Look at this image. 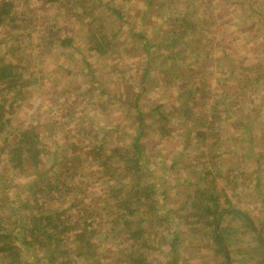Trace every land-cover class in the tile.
Masks as SVG:
<instances>
[{
  "label": "rangeland",
  "instance_id": "1",
  "mask_svg": "<svg viewBox=\"0 0 264 264\" xmlns=\"http://www.w3.org/2000/svg\"><path fill=\"white\" fill-rule=\"evenodd\" d=\"M2 1L6 0H0V3ZM9 1L13 4L10 12L18 15V18L26 14L38 18L48 15L49 25H53V29L58 30L59 34L75 38V46L64 48L54 46L52 51L47 52L42 34L33 30V27L42 22L38 19L32 23V27L21 40L15 41L16 46L20 44L17 48L22 47L17 52L20 60L24 65H29L27 72L33 78L29 89H26L25 95L19 102L22 103L20 108L17 106L20 109L17 110V119L21 121L20 126H22L37 124L38 119L40 121L48 114L52 116H47L46 121H52V127L56 125L52 130V137L55 139L52 141L45 139L49 151L45 155L42 169L47 170L54 163L57 165L54 169L60 170L61 164L65 161L64 156H70L73 150L58 152L56 150L63 146L62 142L65 138H68L67 142L70 143L78 141V136L69 124L71 118L76 119L71 116L72 112L66 114V105H60L59 101L53 103L59 97V91L65 89L67 96L70 97L72 94L79 95L76 85L80 84L82 87L93 85V77H98L106 88L114 86L127 92L134 91L139 88L137 85L139 78L135 77L141 74L138 65L141 63L142 54L137 48V40L132 38L128 28L125 30L124 27L118 33L119 23L114 16H112L114 18L105 16L101 22H98L101 24L92 25L93 31L103 30L108 38L112 37L113 44L109 49L114 53L111 57H104L88 51L93 31L85 33V21L78 20L76 16V11L79 13L81 10L66 3V0L55 5L43 3L44 0ZM123 1L122 5L127 4V6L122 7L130 20L142 18L143 11L139 7V0ZM176 1H178L177 8L181 9V12L184 11L185 0ZM191 1L193 2L191 5L194 6L191 8L197 9L190 16L191 19L195 21L200 18L198 21L202 22L204 18L211 16V21L215 23L212 27L204 26L203 38L198 37L202 38L203 49L200 51L194 49L193 54L199 51L197 56L200 60H193L188 52L185 55L184 52L179 58L184 63L183 69L171 71L165 58L171 54L172 49H165L163 52L154 50L153 54L159 58L153 61L156 67L148 74L145 81L146 92L139 101L142 110L147 111H152L159 102L164 103L163 111H171L173 114L171 124L176 128L182 127L181 131H176L171 136L160 137V129L154 122L143 136L149 166L160 177V185H169L166 189L168 203L166 207L172 210L169 211V217L174 216L173 212L181 217L179 219L181 225L175 218L174 225H170V229L174 230L173 226H176L181 233H184L176 253L168 255L170 247L167 244L174 234L170 230L168 232V229L163 230L162 227H158L161 225L160 222L155 224L158 229L153 230L150 221L145 228H151L150 243L157 246L147 249L146 256L153 264H171L173 258L182 264H228L221 255H215L211 248L213 243L208 241L207 237L202 240L199 231L187 230L194 224H185L195 219L193 216L187 218V215L192 214L189 206L194 193L198 188H205L208 193L214 190L222 193L223 196L219 198L221 207H232L242 211L252 220L255 228L254 230L248 226L246 219L239 215L229 211L223 213L221 232L227 239L230 251L229 264H264V244L260 241V238L264 241V22L261 21L259 14L264 12V0H254L258 1L257 3L251 0ZM117 3L121 4V2ZM65 10L67 11L63 12ZM167 10L169 9L165 11ZM69 13H73L71 18L67 17ZM176 15H179L177 11ZM142 23V29L145 31L155 26L145 20ZM172 23L173 20L161 27L166 36L171 35ZM176 25H180V21ZM186 28L185 33L182 32L184 42L190 41L191 37L190 27ZM149 35L155 36L156 41H162L160 34L152 32ZM8 42L9 40H6V43ZM181 45L178 44V47L181 48ZM124 48L128 49L122 54ZM112 81L117 84H113ZM192 91L195 96L188 98L187 101L194 109L186 114L194 115V130L189 136L188 134L185 136V132H182L187 118L183 114L184 101L187 93ZM84 93H86L84 98L89 99L87 90H84ZM95 94L96 97L92 100L94 105L91 102L76 108L85 116L88 114V117L97 123H107V114L111 113L115 116L120 104L115 99L112 110H110L111 105L107 106L106 103V108L103 109L99 104L101 96L97 90ZM176 95H178L177 101L173 100ZM223 100L228 103V110H224ZM218 105L220 111L214 115L215 107ZM130 111L133 115L134 111ZM128 116H130L129 112ZM126 117L127 113L123 111L121 119L117 121L123 125V129L134 130L136 126L131 124V120L124 119ZM209 121L213 122L212 128L207 126L205 130L204 125ZM199 131L206 134V138L202 140L197 137ZM212 144H214L213 148H211ZM175 159L176 163L172 166L171 163ZM8 166L6 156L1 154L0 176L10 180L12 178L13 184L18 186L22 180L12 177L14 172ZM86 170H88L85 172L87 177L81 180L84 182L82 187H86L83 195H88V202L96 201L100 204L102 198L100 191L109 188V184L102 181L95 182V179H92V175L88 173L95 168L91 169L88 166ZM206 170L207 176L204 172ZM1 177L0 220L1 224L3 221L4 226H10L11 221L16 218L15 214L23 212L21 208L23 200H20L19 195L20 201L13 202L16 200L14 193L11 202L9 199L11 194L4 195ZM71 183L76 185L75 190H77L78 182ZM28 196V192H22L23 199L26 200ZM106 204H112V200L108 198ZM110 209L113 210V207ZM158 210H161V205ZM111 226L112 223L107 222L103 228H111ZM121 237L124 236L114 237V233L104 237L112 258L118 256V248L124 247L120 242Z\"/></svg>",
  "mask_w": 264,
  "mask_h": 264
},
{
  "label": "trees",
  "instance_id": "2",
  "mask_svg": "<svg viewBox=\"0 0 264 264\" xmlns=\"http://www.w3.org/2000/svg\"><path fill=\"white\" fill-rule=\"evenodd\" d=\"M63 1L65 0H44V3L55 5ZM117 2L121 4L118 5ZM123 2V0H66V3L81 10L79 13L76 11V16L78 20L85 21V33L93 31L92 25L101 24L98 22H101L105 16L115 17L119 23L118 33L122 28L125 27V30L128 28L132 38L137 40V48L142 55L141 63L138 65L141 74L135 77L139 78L137 82L139 88L134 91L127 92L114 86L106 88L98 77H93L94 84L86 85L88 87L76 85L79 89L77 94L80 96L74 94L71 97L67 96L65 89L59 91V97L53 103L56 104L59 101L60 105H66V114L72 112L71 116L76 119L71 118L69 124L78 136V141L70 143L67 142L68 138H65L62 142L63 146L56 150V152L73 150L70 156H64L65 161L61 164L60 170L54 169L57 166L54 163L49 169H42L45 155L49 151L45 139L47 141L55 139L52 137V130L56 128V125L52 127V121H46V117L51 115L42 117L40 121L38 119L37 124L32 125L20 126L21 121L17 119V110H20L18 108L22 104L19 102L25 95L26 89H29L33 78L27 72L29 65H24L20 60L17 52L22 47L17 48L20 44L16 46L15 41L21 40L27 30L32 27V23L38 19L42 22L33 27V30L42 34L47 52L52 51L54 46L61 48L75 46V38L59 34L58 30L53 29V25H49L48 15L38 18L26 14L18 18V15L10 12L13 7L11 1L6 0L0 3V156L1 154L6 156L8 167L14 172L12 177H18L22 182L16 186L12 178L10 180L4 176L0 177L4 195L11 194L9 196L11 202L14 193L16 200L13 202L23 200L21 201L23 212L15 214L16 218L11 221L10 226H4L3 221L1 224L0 220V264H153L146 256L147 249L157 246L150 243L151 228H145L150 221L153 230L162 227L163 230L168 229V232L170 230L174 234L167 244L170 247L168 255L176 253L179 248L178 243L182 242L184 233H181L176 226H173L174 230L170 229V225H174L175 218L181 225L179 221L181 217L175 212H173L174 216L169 217V211H172L170 207H166L168 204L166 189L169 185L159 184L160 177L148 164L145 155L146 143L143 141L146 130L154 122L160 129V137L171 136L176 131H181L182 127L176 128L171 124L173 114L171 111H163L164 103L159 102L152 111H147L142 110L139 101L146 92L145 81L148 74L156 67L153 61L159 58L153 54L154 50L163 52L171 48V54L165 58L168 69L171 71L183 69L184 63L179 58L184 52V55L188 52L193 60H200L197 54L203 49L201 39L205 31L204 26L212 27L215 23L211 21V16H207L202 22L198 21L200 18L195 21L191 19L190 16L197 10L191 8L194 7L191 5L193 4L191 0L184 1L186 9L182 12L177 8L176 0H139L143 16L138 20L129 19L122 7L126 6L122 5ZM166 9L169 10L165 11ZM176 11L179 15H176ZM167 14L168 17H166ZM259 14L263 19L264 15L261 12ZM72 16L73 13L67 15L68 18ZM145 19H147L146 22L155 25L149 31L142 29V22ZM172 20L171 35L166 36L161 27L163 28L166 22L171 23ZM179 21L180 25L177 26L176 23ZM4 26L14 32L7 34ZM187 26L190 27L191 37L190 41L184 42L182 32L185 33ZM165 31L167 32L166 29ZM152 32L160 34L162 41H156L155 36L149 35ZM6 40L10 43H6ZM29 44L34 45V43ZM89 44L88 51L94 54L111 57L114 53L109 49L113 44L112 37L108 38L103 30L93 31ZM178 44H182L181 48ZM13 46H16L15 49H12ZM127 49L124 48L121 53L125 54ZM194 49L199 51L193 54ZM112 83L117 84L115 81ZM195 88L198 90L197 87ZM84 90H87L89 99L84 98L86 95ZM96 90L101 96L99 104L103 109L106 108V103L107 106L111 105L110 110H112L115 99L120 104L117 114L114 116L108 113V121L104 124L95 122L88 117V114L85 116L76 108L79 105L81 107L85 103H91L96 97ZM194 96V91L188 92L185 96L183 114L187 118L184 124L185 129L182 131L185 132V136L187 134L189 136L194 130V115L186 114L194 109L187 101ZM177 97L178 95L173 100L177 101ZM223 101L224 110H228V103ZM91 104L94 105L93 102ZM130 110L134 111L133 115ZM123 111L127 113L124 119L131 120V124L136 126L134 130L123 129V125L117 121L121 119ZM217 111H220V105L215 107L214 115ZM212 125L213 122H207L204 125L205 130L207 126L212 128ZM196 136L202 140L206 138V134L200 131ZM175 163L176 159L171 165L174 166ZM88 166L91 169L95 168L88 173L92 175L95 182L102 181L109 184V188L100 191L102 197L100 204H104L102 206L96 201L88 202V195H83L86 187H82L84 182L81 180L87 177L85 172L88 171L86 170ZM204 172L207 176L208 171ZM205 175L203 178L206 177ZM148 179L151 181L147 182ZM71 182H78L77 190H75L76 185ZM23 191L29 193L26 200L22 197ZM104 195L107 198L103 197ZM220 196L223 194L217 190L208 193L205 188H198L189 206L192 214L187 215V218L193 216L195 219L185 224H194L187 230L199 231L202 240L207 237L208 241L213 243L211 248L215 255H221L229 264L230 251L227 239L221 232L223 213L229 211L239 215L246 219L248 226L254 230L255 228L252 220L242 211L232 207L222 208L219 202ZM108 198L112 200V204H106ZM226 202H229L228 198ZM159 205L161 210H158ZM112 207L113 210L110 209ZM107 222L112 223L111 228H103ZM157 222L161 223L158 227L155 225ZM111 233H114V237L124 236L120 240L124 247L118 248L119 254L113 258L104 239ZM260 241L264 244L262 238ZM171 261V264H182L175 258Z\"/></svg>",
  "mask_w": 264,
  "mask_h": 264
},
{
  "label": "crops",
  "instance_id": "3",
  "mask_svg": "<svg viewBox=\"0 0 264 264\" xmlns=\"http://www.w3.org/2000/svg\"><path fill=\"white\" fill-rule=\"evenodd\" d=\"M43 3H44V1H43ZM263 5H264V2H263ZM126 6H127V4H126ZM261 14H264V12H261ZM260 18H261V16H260ZM147 19H145V21H146ZM261 21H263L264 22V18L262 19L261 18ZM12 32H14V30H12V29H10V28H6V33L8 34V33H12ZM56 61H58V60H56ZM55 61V62H56ZM55 66H57V65H55ZM59 67V66H58ZM57 68V67H56Z\"/></svg>",
  "mask_w": 264,
  "mask_h": 264
}]
</instances>
